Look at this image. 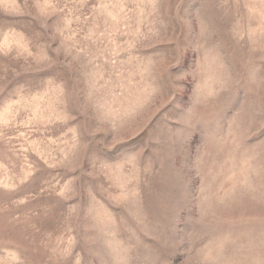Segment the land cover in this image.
Returning a JSON list of instances; mask_svg holds the SVG:
<instances>
[{"label": "rangeland", "instance_id": "374dc122", "mask_svg": "<svg viewBox=\"0 0 264 264\" xmlns=\"http://www.w3.org/2000/svg\"><path fill=\"white\" fill-rule=\"evenodd\" d=\"M0 264H264V0H0Z\"/></svg>", "mask_w": 264, "mask_h": 264}]
</instances>
